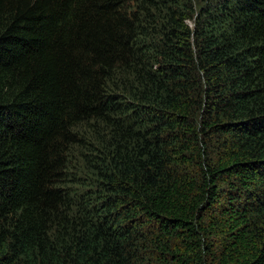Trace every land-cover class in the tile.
Here are the masks:
<instances>
[{
	"label": "trees",
	"instance_id": "1",
	"mask_svg": "<svg viewBox=\"0 0 264 264\" xmlns=\"http://www.w3.org/2000/svg\"><path fill=\"white\" fill-rule=\"evenodd\" d=\"M163 3L0 0V264H264V0Z\"/></svg>",
	"mask_w": 264,
	"mask_h": 264
},
{
	"label": "rangeland",
	"instance_id": "2",
	"mask_svg": "<svg viewBox=\"0 0 264 264\" xmlns=\"http://www.w3.org/2000/svg\"><path fill=\"white\" fill-rule=\"evenodd\" d=\"M164 1H168L169 4L171 2H175V5H178L177 3L185 4V8L188 7L189 9V11L187 12V16L191 17L189 21L190 26L194 25V19L200 18L201 15L206 13L207 11L210 10L211 12H215V7L213 6H216V4L218 3V0H159L161 4H164ZM167 4L168 3H166V5ZM165 8V6H162V9ZM201 21H205V17ZM156 58L157 57H155L154 59L155 61L157 60ZM79 134V143L76 147L81 148L77 149L69 157L70 162L67 169L68 181L64 185V187L68 189L71 195L74 196L77 206H79L84 201V196L85 194H87L85 188H92L96 185V175L88 164L89 162L87 163L85 160V158H87L88 160L91 158L89 155L90 151H87V157L82 155V152L85 149L86 145L89 148L96 147L99 150L102 149L100 139L106 137L107 132L105 131L104 126L99 127L98 124L92 123L88 125V127L86 126L82 130V132H79ZM78 182L81 183L83 188L77 187Z\"/></svg>",
	"mask_w": 264,
	"mask_h": 264
}]
</instances>
